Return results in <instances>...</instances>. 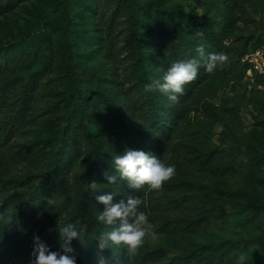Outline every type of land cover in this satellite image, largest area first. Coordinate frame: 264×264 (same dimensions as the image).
<instances>
[{
  "label": "rangeland",
  "instance_id": "rangeland-1",
  "mask_svg": "<svg viewBox=\"0 0 264 264\" xmlns=\"http://www.w3.org/2000/svg\"><path fill=\"white\" fill-rule=\"evenodd\" d=\"M62 2L70 12L66 39L72 51L69 63L77 78L74 86L67 84L62 30L52 25L60 18ZM223 15L198 6L195 0H0V63L18 59L22 52L27 60L23 67H13L0 84V93L7 91L11 97L4 107L8 114L3 116L14 125L9 139H0V162H13L16 178L42 179L43 167L59 146L58 128L68 129L81 115L77 108L70 116L68 105L70 92L76 95L78 88L92 94L83 112L93 110L99 115L85 121L92 119L97 124L98 120L104 127L103 147L110 146L107 140L115 141L113 132L121 133L127 125L138 130L131 137L121 134L127 148L144 150L143 143L149 147L150 134L141 133L154 128L144 113H151L150 106L157 110L156 100L149 103L147 98L160 91H146L141 82L144 78L138 70L132 33L144 52L145 78L150 83L163 75L168 62L182 60V55L203 44L208 37L205 32L219 30ZM234 17L238 19L235 30L219 52L228 63L235 56L233 47L250 38L249 46L264 40V0H242ZM208 81L200 90L192 88L193 107L199 109L191 114L193 133L162 153L164 163L175 165L174 175L160 188L146 192L148 200L142 211L148 218L146 228L154 235H147L140 248L144 252L162 250V262L168 263L205 246H221L228 251L225 260L229 264H264V94L238 70L226 79ZM24 102L27 115L23 120L15 118ZM204 103L215 110H207ZM225 106L238 109V114L222 113ZM117 107L123 109L120 122ZM47 120L57 125V131L41 126ZM217 147L236 152V175L217 179L186 173L183 159L187 153L193 157ZM41 155L47 160H38ZM33 160L40 164L35 161L37 167L32 165ZM66 179L75 183L72 173ZM221 191L234 194L230 203L223 212L210 216L202 230L195 231L191 222Z\"/></svg>",
  "mask_w": 264,
  "mask_h": 264
},
{
  "label": "trees",
  "instance_id": "trees-1",
  "mask_svg": "<svg viewBox=\"0 0 264 264\" xmlns=\"http://www.w3.org/2000/svg\"><path fill=\"white\" fill-rule=\"evenodd\" d=\"M195 1L198 6L204 9L212 12L221 11L225 14L223 15L222 27L217 31L205 32L208 37L202 44L205 48V57L211 52L219 53L222 49L221 45L230 39V33L235 30L234 25H236L238 19L234 15L242 0ZM174 18L176 22H179L178 16ZM69 24L70 12L67 5L62 2L60 18L57 21H52V25L62 30V38L66 49L65 56L68 62L66 64L67 84L74 86L77 84V78L69 63L72 51L66 39ZM131 38L138 55V70L144 78L141 82L145 86L149 83V79L145 78L144 52L140 49L139 39L135 33H132ZM250 39L242 46L233 47L235 56L230 58L231 61L228 63L227 60H224L218 64L212 73L207 72L201 66L198 69L197 78L185 85L184 93L175 94L177 96L175 101L169 99V95L173 93H169L165 97L162 93L153 91L152 97H148L147 100L149 103L156 100L159 107L155 110L150 106L151 113H144L146 121H150V126L154 128V131L144 129L142 132L147 133H141V136L150 134L151 137L148 141L150 142L149 147H147L148 144L143 143L144 151L148 150L163 160L162 153L171 151L176 145V140H185L191 136L194 131L191 114L199 111V109L193 107L192 88L198 86L197 89L200 90L209 82L208 80L226 79L236 70L240 71L241 76H246L250 64L243 61L245 56L264 46V40H258L249 46ZM23 54L24 52L18 56V59L11 62L4 60V64L0 63V84L6 80L13 67H23L27 63ZM158 55H156V59ZM190 58L201 61L204 59L196 51H190L186 56L182 55L181 57L182 60ZM175 61L169 63L167 60L169 67ZM8 94L7 91L0 93V139L4 137V140L9 139L14 126L11 123L12 119L7 120L3 116V114H8L4 110L6 104L11 100ZM91 96V92L85 89L78 88L76 95L70 92L68 100L70 116L77 108L81 112L80 117L76 118L77 120L75 119L76 124L69 127L70 130L61 125L57 131V125L53 121L49 122V120L41 123L43 128L57 131L59 146L55 149L53 156H50V159L47 160L46 156L42 155L38 157L40 161L43 158L45 161L47 160L46 166L43 167L42 179L38 182L16 178L13 173V162H0V264H32L34 259L32 255L33 238L36 235L51 250H59V222L64 224L68 222L76 223L77 221L79 222L78 228L81 229V240L74 239L71 243L77 257V264H99L101 257L105 259L106 264H223L224 262L229 264V261L225 260L229 258L228 251L221 246H205L197 253L172 258L168 263L162 262L165 260V254L162 250L144 252L139 247L135 253L129 254L126 246L122 244L110 245L109 248L104 250L98 248L97 240L100 234L111 231L112 228L118 225H105L96 221V215L103 210L104 206L95 200V195L115 192L114 200L126 198L129 194L140 196L143 203L139 206V210L142 211L145 209L148 200L146 192L149 189L147 186L139 190L129 188L128 182L119 178L116 183L108 184V181L104 178L105 172L115 174L114 170L109 167L111 155L123 153L128 146L123 142L124 138L121 134H127L131 137L133 134H138V130H134L130 125H123L124 129L121 133L113 132L112 137L115 139H112L115 141L107 140V144L110 146L103 147V135L101 133L104 134V127L98 123V120L97 124H93L92 119L91 122L85 121L86 117L99 116L93 110H89L90 113L88 114L83 112L84 107L90 105ZM73 98L77 101L74 102ZM25 103L19 109L20 111L16 113L15 118L19 116L22 120L25 118L27 115L25 110H29ZM204 105L209 111L215 110L209 103H204ZM115 111L119 113L117 116L120 122L123 109L117 107ZM129 111L128 117H131L132 112L130 109ZM22 112H25V114L23 115ZM222 113L237 115L238 109L225 106L222 108ZM183 160H185L183 164L187 166V174L199 173L218 179L236 175L238 172L236 152L225 148L217 147L208 153H200L193 157L187 153ZM35 161L37 160H33L31 164L37 167ZM40 161H37V164H40ZM71 173L75 178L73 185L69 184L66 179V176ZM93 180L97 182V189L86 188V184ZM175 186L181 187L183 184ZM183 192H186V190ZM233 195V193L221 191L217 198L209 199L202 207L201 216L191 222L195 226V231L202 230L208 224L210 216L223 212ZM53 197L55 198V204L49 205L48 200ZM166 232L169 234V229Z\"/></svg>",
  "mask_w": 264,
  "mask_h": 264
},
{
  "label": "clouds",
  "instance_id": "clouds-1",
  "mask_svg": "<svg viewBox=\"0 0 264 264\" xmlns=\"http://www.w3.org/2000/svg\"><path fill=\"white\" fill-rule=\"evenodd\" d=\"M203 61L190 58L173 62L158 79L145 84V90L156 89L162 93H173L169 99L175 101V94H183L185 85L197 78L198 69L203 66L212 73L226 57L223 53H208L205 57L204 45L195 49ZM109 167L115 174L104 173L108 184H114L117 179L126 180L129 188L139 190L147 186L149 190L158 189L162 184L172 178L175 172L174 164H165L159 157L151 152L125 148L123 153L111 155ZM95 180L88 182L86 188L97 189ZM115 192H105L95 195V200L104 206L96 215L98 223L105 225H118L111 231L100 234L97 246L100 250L110 245H124L129 254L135 253L144 242L147 235H154L146 228L147 214L139 210L143 203L140 196L127 195L126 198L114 200ZM48 204H55V198L48 200ZM76 223L68 222L58 225L60 249L53 251L36 235L33 244L32 264H77V257L71 247L74 239L81 240V229ZM99 264H106L103 257Z\"/></svg>",
  "mask_w": 264,
  "mask_h": 264
},
{
  "label": "built area",
  "instance_id": "built-area-1",
  "mask_svg": "<svg viewBox=\"0 0 264 264\" xmlns=\"http://www.w3.org/2000/svg\"><path fill=\"white\" fill-rule=\"evenodd\" d=\"M243 61L250 64V68L246 72V79L264 93V46L245 56Z\"/></svg>",
  "mask_w": 264,
  "mask_h": 264
}]
</instances>
